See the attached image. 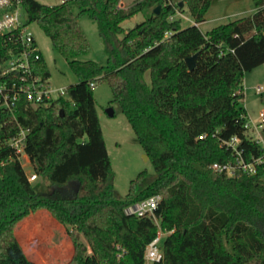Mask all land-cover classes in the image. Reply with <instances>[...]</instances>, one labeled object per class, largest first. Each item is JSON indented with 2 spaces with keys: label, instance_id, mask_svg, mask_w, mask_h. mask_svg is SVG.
I'll return each mask as SVG.
<instances>
[{
  "label": "trees",
  "instance_id": "trees-1",
  "mask_svg": "<svg viewBox=\"0 0 264 264\" xmlns=\"http://www.w3.org/2000/svg\"><path fill=\"white\" fill-rule=\"evenodd\" d=\"M253 2V13L204 33L197 24L212 0H140L128 8L119 7L120 0H23L29 21L39 24L79 81L67 86L68 97L22 106L19 114L31 130L25 152L33 172L45 176L52 191L38 192L14 149L0 145V264H36L29 244L25 252L15 234L19 221L18 236L31 227L39 237L59 233L62 251L54 264L70 257L69 237L74 254L67 264H144L159 226L124 209L156 194L160 228L171 232L154 264H264V147L247 133L243 85L246 72L264 64V0ZM145 10L146 18L125 30L122 23ZM177 10L189 12L195 24L171 19ZM83 15L98 24L106 65L80 59L91 50L79 23ZM17 48L14 37L0 35V80L1 64ZM196 53L191 70L186 58ZM39 66L50 77L43 55ZM102 80L154 166L130 181L124 198L114 185L94 99ZM4 120V129H13L9 115L0 116V127ZM233 136L246 162L262 158L256 173L230 176L210 168L236 162L225 143Z\"/></svg>",
  "mask_w": 264,
  "mask_h": 264
},
{
  "label": "rangeland",
  "instance_id": "rangeland-1",
  "mask_svg": "<svg viewBox=\"0 0 264 264\" xmlns=\"http://www.w3.org/2000/svg\"><path fill=\"white\" fill-rule=\"evenodd\" d=\"M38 1L48 5H54L61 2V0ZM120 1L123 8H128L140 0ZM71 6L75 14L79 13L80 9L75 3H71ZM253 8V0H212L211 6L206 14V20L199 24V28L205 33L218 24L227 23L248 15ZM149 13L150 10L139 12L132 18L125 20L122 23V26L125 30H128L134 27L137 23L143 21ZM181 13L183 15L177 14L175 17L182 19V25L184 27L195 24V21L189 12L182 11ZM79 23L88 38L91 48L90 52L80 56V59L95 60L106 65L109 54L105 42L99 33L97 22L88 16L83 15L79 17ZM30 27L34 32L35 39L49 67V82L52 88L67 87L78 82L79 77L71 69L68 60L53 46L51 39L45 34L39 24L37 22H31ZM146 78L150 81L149 73L146 74ZM263 84V64L246 72L243 83L245 93L244 105L248 110V116L252 119H256L258 113L261 110H264V96L256 91V86ZM93 93L114 172V185L118 194L124 198L127 195L130 181L134 179L142 170L153 172L154 166L152 161L145 157L146 153L139 143V140L127 117L123 113L120 104L113 101V92L109 82L107 80L98 82L93 88ZM260 136V143L264 147V129L260 130ZM21 163L27 174H31L33 172L32 165L25 155L22 156ZM32 184L38 192L46 193L52 191V187L49 185L45 176H37V179L33 181ZM48 221L49 219H47V223ZM35 228L39 229L41 228V225L38 224ZM64 229L67 233L65 227ZM159 231L163 234V238L161 240V245H163L164 237L169 233L165 230ZM35 232L34 228L31 227L28 229L26 234L22 233L19 234V236H16L22 244L24 251V244H29L30 249L34 252V257L29 258L36 264H42L43 261L48 264H54V258L60 256V252L62 251L59 233L56 232L58 234L57 238H55L51 234L39 237L35 234ZM69 239L72 243V252L70 257L63 264H67L74 254V244L70 237ZM80 239L83 241L85 240L82 235H80ZM227 247L231 249V245L227 244Z\"/></svg>",
  "mask_w": 264,
  "mask_h": 264
},
{
  "label": "built area",
  "instance_id": "built-area-1",
  "mask_svg": "<svg viewBox=\"0 0 264 264\" xmlns=\"http://www.w3.org/2000/svg\"><path fill=\"white\" fill-rule=\"evenodd\" d=\"M66 0H61L64 2ZM119 7H122L121 1ZM180 10L170 16L175 19ZM28 14L23 7V0H0V35L8 34L14 37L18 43V48L10 52V56L1 64L0 80V116L9 115L13 129L6 130L9 125L4 120L0 127V145L12 147L21 161L23 155L29 160L25 152V145L30 127L22 125L19 114L22 106L38 108L47 106L53 100L60 97H68L67 87L52 88L49 77L40 72L39 62L42 58V51L35 39L33 30L30 27ZM171 35L167 31L165 37ZM257 93L264 96V84L256 86ZM4 126V127H3ZM248 135L260 143V130L264 129V110L258 113L256 119L248 116L245 123ZM253 133V134H252ZM240 139L236 136L226 141V145L231 147L238 156L235 163L219 164L213 163L210 168L214 172H225L230 176H239L242 173L254 174L257 165L263 162L262 158L246 162L238 149ZM32 182L37 178V174L32 172L27 174ZM161 196L152 195L146 199L131 203L124 209L125 213L137 216H150L160 228V220L155 211L159 205ZM171 231H168L170 233ZM163 234L159 231L157 236L147 245L145 250L144 264H154L163 258V247L161 240ZM46 264V263H42Z\"/></svg>",
  "mask_w": 264,
  "mask_h": 264
},
{
  "label": "water",
  "instance_id": "water-1",
  "mask_svg": "<svg viewBox=\"0 0 264 264\" xmlns=\"http://www.w3.org/2000/svg\"><path fill=\"white\" fill-rule=\"evenodd\" d=\"M161 9H162V5H161V4H158V5L154 8L153 11H154L155 13L158 14V13L161 11ZM197 56H198V53H196V54H194V55L189 56V57L186 58V62H187L188 66H189V68H190L191 70L194 69L195 66H196ZM61 114H62V113H61ZM145 157L148 158V155L145 154Z\"/></svg>",
  "mask_w": 264,
  "mask_h": 264
},
{
  "label": "crops",
  "instance_id": "crops-1",
  "mask_svg": "<svg viewBox=\"0 0 264 264\" xmlns=\"http://www.w3.org/2000/svg\"><path fill=\"white\" fill-rule=\"evenodd\" d=\"M254 10H255V6H254L253 10H252L249 14L253 13ZM199 24H200V23H198L197 25L199 26ZM263 65H264V64H263ZM244 79H245V77H244ZM247 111H248V110H247ZM106 146H107V144H106ZM36 179H37V178H36ZM36 179H35V180H36ZM35 180H34V181H35ZM32 182H33V181H32ZM40 210H46V209H40ZM46 211H47V210H46ZM61 225H62V224H61ZM15 233H16V229H15ZM16 235H17V233H16Z\"/></svg>",
  "mask_w": 264,
  "mask_h": 264
}]
</instances>
